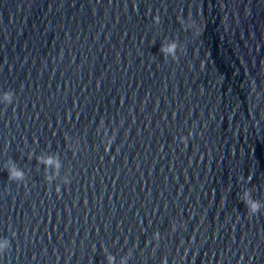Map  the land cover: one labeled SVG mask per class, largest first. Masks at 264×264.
I'll return each instance as SVG.
<instances>
[{
	"label": "water",
	"instance_id": "95a60500",
	"mask_svg": "<svg viewBox=\"0 0 264 264\" xmlns=\"http://www.w3.org/2000/svg\"><path fill=\"white\" fill-rule=\"evenodd\" d=\"M5 90L0 264H264V0H0Z\"/></svg>",
	"mask_w": 264,
	"mask_h": 264
},
{
	"label": "clouds",
	"instance_id": "9594fccd",
	"mask_svg": "<svg viewBox=\"0 0 264 264\" xmlns=\"http://www.w3.org/2000/svg\"><path fill=\"white\" fill-rule=\"evenodd\" d=\"M157 21H159V16L155 18ZM180 23L185 28H192L194 29V32L196 34L200 33V27L196 24V21L191 19V17L188 18L187 22H185L183 17H179ZM181 49V45L178 42L177 39H168L166 42H163L160 47V51L162 54H164L165 57H171L173 60L178 59L177 50ZM203 67V65H201ZM260 94L257 93V96ZM13 92L10 90H5L0 92V103H11L13 100ZM181 140L186 142V137L181 136ZM37 159L41 162H43L46 167L52 166L53 171L51 174L47 175L46 178L51 181L54 179V177L58 174V170L62 166L61 161L58 157V155H51V154H42L37 157ZM6 167L8 170L9 179L17 180V181H23L26 173L23 169L16 166L14 162H6ZM251 177H247V179H250ZM70 177L65 176L64 180L65 182H68ZM57 190H59V186H57ZM243 201L247 207V211L249 214H255L259 212L262 208H264V201H261L259 199H255L252 197L250 190H245L243 193ZM157 235H159L157 233ZM11 242L10 239L7 236H0V253H3L5 250L10 248ZM106 260L107 264H116V257L112 253L106 254ZM119 264H127V257H121Z\"/></svg>",
	"mask_w": 264,
	"mask_h": 264
}]
</instances>
